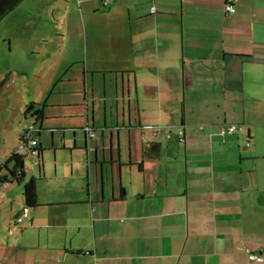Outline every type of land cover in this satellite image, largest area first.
I'll return each mask as SVG.
<instances>
[{
	"label": "crops",
	"instance_id": "crops-1",
	"mask_svg": "<svg viewBox=\"0 0 264 264\" xmlns=\"http://www.w3.org/2000/svg\"><path fill=\"white\" fill-rule=\"evenodd\" d=\"M224 3L77 0L86 50L38 134L59 185L44 195L36 179L0 264H264L247 257L264 255V0Z\"/></svg>",
	"mask_w": 264,
	"mask_h": 264
},
{
	"label": "rangeland",
	"instance_id": "rangeland-1",
	"mask_svg": "<svg viewBox=\"0 0 264 264\" xmlns=\"http://www.w3.org/2000/svg\"><path fill=\"white\" fill-rule=\"evenodd\" d=\"M77 5V0H22L0 20V165L16 150L21 129L31 121L30 113L28 121L24 118L26 105L42 104L51 97L55 100L54 89L72 84L67 82L66 59L75 49L86 50L82 33L78 37L73 29L76 23L71 22ZM55 144L57 157L68 153ZM54 155L53 147H45L41 178H37V157L27 155L24 159V180L34 176L44 195L53 194L55 184L59 185L60 180L44 176L54 170ZM22 191L23 182L0 188V263L13 256V246L22 232L19 227L27 223L24 218L15 224L24 208Z\"/></svg>",
	"mask_w": 264,
	"mask_h": 264
},
{
	"label": "trees",
	"instance_id": "trees-1",
	"mask_svg": "<svg viewBox=\"0 0 264 264\" xmlns=\"http://www.w3.org/2000/svg\"><path fill=\"white\" fill-rule=\"evenodd\" d=\"M22 0H0V20L6 16L10 11L16 8ZM44 108L45 103L39 104L36 102H30L26 105L24 110V116L28 113L31 115L32 121L29 124H32L37 128L36 136L38 137L41 130V123L44 117ZM27 125V124H26ZM38 125V127L36 126ZM90 129H94L93 127ZM21 134V133H20ZM20 139V136H19ZM39 140V137H38ZM37 152L35 156L37 157V168L39 173H42L43 162H42V152L44 149L41 147V144H38V147L35 149ZM159 150L158 143H151L143 151L144 156H154ZM25 155H18L15 150L11 151L7 156L6 160L0 165V188L7 183L16 182L17 184L23 182V191L22 197L24 202V209H31L37 204L36 196V178L31 177L27 180L25 179V170H24V159ZM21 211V215H22ZM21 215L19 217H21ZM28 218V217H27ZM26 218V219H27ZM24 219V218H23ZM22 219V221H23Z\"/></svg>",
	"mask_w": 264,
	"mask_h": 264
},
{
	"label": "built area",
	"instance_id": "built-area-1",
	"mask_svg": "<svg viewBox=\"0 0 264 264\" xmlns=\"http://www.w3.org/2000/svg\"><path fill=\"white\" fill-rule=\"evenodd\" d=\"M102 5L106 6L112 2H116L119 0H100ZM152 1V0H151ZM235 0H225L224 3V11L227 15H232L235 12V5H234ZM150 12L155 13L156 12V7L155 5H151L150 7ZM87 135L90 138H93L95 136L94 131H92L90 128H86ZM244 129L242 125L239 124H228L226 125L223 129L220 130L221 135H226V134H236V133H241L243 132ZM37 128L34 127L32 124H27L24 126V128L21 131L20 134V139L18 142V146L15 150V152L18 155H35L36 154V148L38 147L39 140L38 137L36 136ZM178 135L181 137L183 134V130L180 128L177 130ZM154 135L156 133L154 132ZM169 135L167 134L166 137ZM28 217V210L24 209L22 211L21 217H18L16 219V223L22 222L23 218ZM248 260L252 262H261L264 261V255L262 254H257V253H248L247 255Z\"/></svg>",
	"mask_w": 264,
	"mask_h": 264
},
{
	"label": "water",
	"instance_id": "water-1",
	"mask_svg": "<svg viewBox=\"0 0 264 264\" xmlns=\"http://www.w3.org/2000/svg\"><path fill=\"white\" fill-rule=\"evenodd\" d=\"M86 128H87V127L84 128V133H85V134H87ZM95 154H96V152H95Z\"/></svg>",
	"mask_w": 264,
	"mask_h": 264
}]
</instances>
